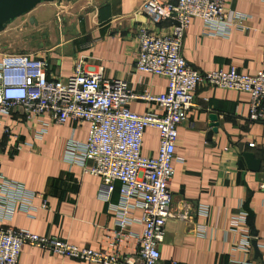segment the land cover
<instances>
[{
    "label": "crops",
    "instance_id": "1",
    "mask_svg": "<svg viewBox=\"0 0 264 264\" xmlns=\"http://www.w3.org/2000/svg\"><path fill=\"white\" fill-rule=\"evenodd\" d=\"M89 2L71 34L56 36L53 42L54 29L46 21L48 9L34 7L22 27L38 30L52 44L27 54L43 57L50 77H67L74 63L80 61L83 70H100L105 79L123 81L133 94H163L165 78L133 70L134 36L139 28L165 35L171 22H149L139 11L141 0ZM225 11L242 14L246 19L230 27L227 36L209 35L198 19L190 20L181 41V58L199 73L230 66L249 75L264 70L263 4L259 0H228ZM30 39L33 41V36ZM193 103L195 106L186 112L176 131L173 174L168 185L175 217L164 224L158 245L160 260L176 264H264V188H259L264 185V125L248 121L247 96L243 93L198 87ZM127 109L136 115L158 113L153 104L140 100L129 101ZM212 126L214 132H210ZM3 128L8 136L1 133ZM32 128L20 108L8 115L0 114V174L35 196L29 212L16 209L8 218L2 215L1 227L55 237L78 248L114 247L124 257L132 255L133 236L141 232L137 200L128 202L130 216L137 222L121 231L123 236L117 242L111 209L118 205L119 184H113L108 201L102 202L98 197L100 179L82 174L79 166L66 160V143L72 139L82 144L86 124L50 125L39 140L33 139ZM249 143L251 148L247 147ZM157 148V132L146 128L141 156L155 157ZM243 154H250L257 162L256 171L249 169ZM42 202L44 208L40 207ZM199 206L207 208L205 215L198 213ZM240 206L249 216L246 230L250 242H256L262 261L254 258L251 245L247 252L236 247L240 234L231 229L228 218ZM179 214H185V219H179ZM17 264L86 263L22 245Z\"/></svg>",
    "mask_w": 264,
    "mask_h": 264
},
{
    "label": "built area",
    "instance_id": "2",
    "mask_svg": "<svg viewBox=\"0 0 264 264\" xmlns=\"http://www.w3.org/2000/svg\"><path fill=\"white\" fill-rule=\"evenodd\" d=\"M227 1L175 0L174 4H161L141 0L139 11L149 22H171L165 35L139 28L134 36L133 70L165 78L166 89L160 95L133 94L123 81L105 79L100 70H83L80 61L74 63L67 77L55 78L48 76V65L43 57L25 53L0 56V114L8 115L14 108H20L25 120L33 126L31 133L36 140L46 134L50 125L86 124L82 144L72 139L66 143L67 162L79 166L82 174L100 179L98 197L102 202L108 201L113 184H119L118 205L111 209L117 242L123 236L121 231L137 222L130 216V200L138 202L141 225L140 234L133 236V254L129 257L120 255L114 247L78 248L55 237L3 228V216L8 218L16 209L29 212L35 196L0 174V264H17L22 245L86 264H176L160 260L158 245L166 220L175 217L168 192L173 174L171 160L177 127L185 120L186 112L195 106V90L209 87L245 94L248 121L264 125V70L249 75L230 66L226 70L199 73L190 68L179 53L190 20L198 19L202 30L209 35L227 36L230 27L246 19L242 14L225 11ZM259 1L264 6V0ZM133 100L153 104L158 113H131L127 104ZM146 128L157 132L155 157L140 154ZM1 133L9 135L5 128ZM252 146V143L247 144L248 148ZM259 188L263 189L264 185L260 184ZM40 207H45L43 202ZM197 211L205 215L207 208L199 206ZM177 217L185 219V214ZM246 217L240 206L228 218L231 229L240 234L236 247L242 252L248 251L251 239L246 230Z\"/></svg>",
    "mask_w": 264,
    "mask_h": 264
},
{
    "label": "rangeland",
    "instance_id": "3",
    "mask_svg": "<svg viewBox=\"0 0 264 264\" xmlns=\"http://www.w3.org/2000/svg\"><path fill=\"white\" fill-rule=\"evenodd\" d=\"M90 0H62L59 3H43L37 5L39 8L48 9L46 21L51 28L54 29L53 38L58 36L65 37L71 34L75 22L78 20L81 12L88 10ZM95 1V0H94ZM32 13H28L15 19L6 26V31L0 33V56L3 54L13 53H30L39 49H48L52 44L47 36H40L38 30L30 27L23 28V22L26 17ZM23 24V25H22ZM23 26V27H22ZM30 36H33L31 41Z\"/></svg>",
    "mask_w": 264,
    "mask_h": 264
},
{
    "label": "water",
    "instance_id": "4",
    "mask_svg": "<svg viewBox=\"0 0 264 264\" xmlns=\"http://www.w3.org/2000/svg\"><path fill=\"white\" fill-rule=\"evenodd\" d=\"M61 1L62 0H0V32L15 19L28 14L37 5L43 3H59ZM210 120L213 121L214 117H211ZM214 131V126H212L210 132ZM210 132L207 135H210ZM242 157L247 161L251 171L257 170V162L253 160L250 154H243ZM250 245L254 258L262 261V257L256 248V242L251 241Z\"/></svg>",
    "mask_w": 264,
    "mask_h": 264
},
{
    "label": "trees",
    "instance_id": "5",
    "mask_svg": "<svg viewBox=\"0 0 264 264\" xmlns=\"http://www.w3.org/2000/svg\"><path fill=\"white\" fill-rule=\"evenodd\" d=\"M247 214V213H246ZM248 219H249V216H248V214H247V217H246V223H248Z\"/></svg>",
    "mask_w": 264,
    "mask_h": 264
}]
</instances>
